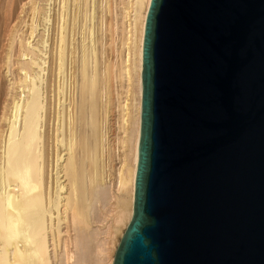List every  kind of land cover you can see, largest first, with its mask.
<instances>
[{
    "label": "bare ground",
    "instance_id": "bare-ground-1",
    "mask_svg": "<svg viewBox=\"0 0 264 264\" xmlns=\"http://www.w3.org/2000/svg\"><path fill=\"white\" fill-rule=\"evenodd\" d=\"M149 2L0 0V264L113 263Z\"/></svg>",
    "mask_w": 264,
    "mask_h": 264
},
{
    "label": "water",
    "instance_id": "water-1",
    "mask_svg": "<svg viewBox=\"0 0 264 264\" xmlns=\"http://www.w3.org/2000/svg\"><path fill=\"white\" fill-rule=\"evenodd\" d=\"M112 264H264V0H150Z\"/></svg>",
    "mask_w": 264,
    "mask_h": 264
},
{
    "label": "rangeland",
    "instance_id": "rangeland-1",
    "mask_svg": "<svg viewBox=\"0 0 264 264\" xmlns=\"http://www.w3.org/2000/svg\"><path fill=\"white\" fill-rule=\"evenodd\" d=\"M116 47V46H115ZM108 53H109V55H110V58H111V52L110 51H108ZM114 55H115V53H114ZM121 229H122V227H121ZM125 230V228L123 227V229L121 230V231H124ZM117 239H115V243H116V245L118 246V242H116V241H118L119 239H120V237H121V233L119 232V233H117Z\"/></svg>",
    "mask_w": 264,
    "mask_h": 264
}]
</instances>
